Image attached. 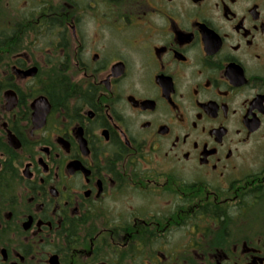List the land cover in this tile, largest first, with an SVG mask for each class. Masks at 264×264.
I'll return each instance as SVG.
<instances>
[{
    "label": "flooded vegetation",
    "instance_id": "1",
    "mask_svg": "<svg viewBox=\"0 0 264 264\" xmlns=\"http://www.w3.org/2000/svg\"><path fill=\"white\" fill-rule=\"evenodd\" d=\"M2 1L0 264H264V0Z\"/></svg>",
    "mask_w": 264,
    "mask_h": 264
},
{
    "label": "rangeland",
    "instance_id": "2",
    "mask_svg": "<svg viewBox=\"0 0 264 264\" xmlns=\"http://www.w3.org/2000/svg\"><path fill=\"white\" fill-rule=\"evenodd\" d=\"M21 1H23V0H21ZM21 5L23 7L24 14H28L29 9H28V7H26L25 3H23V4L21 3ZM15 9L16 8L11 9V8L5 6L4 2L1 0V2H0V13H3V15L6 17H10L11 21H14L16 19V16L18 15V14L14 15Z\"/></svg>",
    "mask_w": 264,
    "mask_h": 264
},
{
    "label": "trees",
    "instance_id": "3",
    "mask_svg": "<svg viewBox=\"0 0 264 264\" xmlns=\"http://www.w3.org/2000/svg\"><path fill=\"white\" fill-rule=\"evenodd\" d=\"M0 16H1V13H0ZM0 27H2V25H0ZM23 31H25V30H23ZM0 32H1V29H0Z\"/></svg>",
    "mask_w": 264,
    "mask_h": 264
},
{
    "label": "water",
    "instance_id": "4",
    "mask_svg": "<svg viewBox=\"0 0 264 264\" xmlns=\"http://www.w3.org/2000/svg\"><path fill=\"white\" fill-rule=\"evenodd\" d=\"M29 73V72H28Z\"/></svg>",
    "mask_w": 264,
    "mask_h": 264
}]
</instances>
